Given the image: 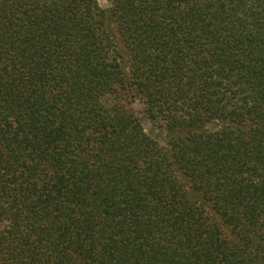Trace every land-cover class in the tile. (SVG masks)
I'll list each match as a JSON object with an SVG mask.
<instances>
[{
	"label": "trees",
	"instance_id": "obj_1",
	"mask_svg": "<svg viewBox=\"0 0 264 264\" xmlns=\"http://www.w3.org/2000/svg\"><path fill=\"white\" fill-rule=\"evenodd\" d=\"M108 1L0 0V264H264V0Z\"/></svg>",
	"mask_w": 264,
	"mask_h": 264
},
{
	"label": "rangeland",
	"instance_id": "obj_2",
	"mask_svg": "<svg viewBox=\"0 0 264 264\" xmlns=\"http://www.w3.org/2000/svg\"><path fill=\"white\" fill-rule=\"evenodd\" d=\"M98 5L101 9H108L110 7L108 0H98ZM133 110L135 111L144 132L150 138L155 140L160 146L166 147L167 133L164 130L157 128L152 122L149 121L144 113L142 104L135 103L133 105ZM218 127L219 125L216 122H212L207 125V130L214 132L218 129Z\"/></svg>",
	"mask_w": 264,
	"mask_h": 264
}]
</instances>
